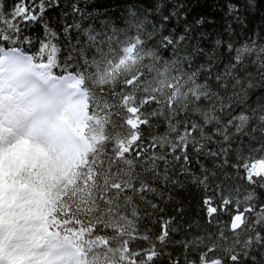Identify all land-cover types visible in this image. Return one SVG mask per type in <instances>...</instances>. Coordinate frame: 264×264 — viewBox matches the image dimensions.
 <instances>
[{"label": "snow or ice", "instance_id": "obj_1", "mask_svg": "<svg viewBox=\"0 0 264 264\" xmlns=\"http://www.w3.org/2000/svg\"><path fill=\"white\" fill-rule=\"evenodd\" d=\"M3 7L0 0V162L3 164L0 169V264H89L88 257H92L90 264H106V253L96 255L95 249L85 248L84 244L112 239L113 230L108 223L115 218L110 215L112 209L110 206L102 208L97 203L99 200L109 204V198L99 196L78 201L76 196L82 187L87 186L89 178L98 177L105 170L109 175L114 174L112 166L118 160L132 163L130 157L133 148H123L121 144L125 155L120 156L116 147L117 139L129 134L132 117L137 121L132 129L136 133L135 159L140 160L144 155L147 146L141 141L143 130L153 126V117L164 115L163 107L147 110L151 104L160 105L156 96L147 95L146 90L145 94H141L140 89L151 83L150 74L157 71L165 75L177 65L194 68L190 74H185L189 75L197 92L192 99L198 106L202 101L207 102L212 95L220 97V92L213 91L210 82L218 89H228L230 82L233 89L239 86V92L234 91L231 95L247 93L253 84L249 80L247 86H243L244 81L239 75L243 71L241 66L246 56L255 53L256 61L264 67V60H261L264 47L257 50L245 44L237 48L231 40L219 36L212 41L211 47H204L201 41L206 39V35L190 36V27L180 37L160 35V27L156 23L147 17L136 19V11L129 8L123 28L106 23L100 29L90 27L83 30L86 41L81 44L77 40L79 47L73 46V51L78 52L79 61L92 70L81 71L77 68L73 72L71 53L63 63L59 60L60 49L53 42L55 33L41 41L35 53L25 50L24 46H30L32 40L21 35V24L40 20L49 9L59 8L60 0H17L7 15ZM159 8L157 4V11ZM230 8L234 9V6L230 5ZM82 11L78 3H73L70 10L62 15L75 17L81 15ZM167 20V16L163 17L162 23ZM146 23L151 24V30L145 34ZM197 23H203V20ZM44 27L47 32V25ZM74 29L81 30L75 21L63 25V32L69 38ZM129 29L135 31L130 33ZM228 30L231 31V25ZM121 33L125 35L117 50L111 45ZM152 41L155 43L149 44ZM88 48L96 53L91 60L87 56ZM161 50L169 52L171 59H164L159 54ZM129 56L138 65L135 74L119 77L117 65H123ZM225 58L226 63L223 62ZM156 61H162V67ZM201 73L205 74L202 83L198 81ZM109 81L113 83L106 87ZM116 83H119V88ZM231 106L230 103L226 105L228 108ZM167 107L174 113L171 104ZM224 107L222 104L220 111ZM194 111L199 112V107ZM202 116L204 124L197 120L184 121V127L176 137L177 143L169 147L168 155L181 164L177 175L187 174L192 177L193 183L203 184L208 179V168L197 155L195 163L199 165L200 172L205 173L204 176H197L191 168L194 160L189 152H203L205 157L214 159L217 167L228 165L232 145L228 143L227 128L232 126V121L225 126L223 140L216 141L215 136L219 135L220 129L214 128L210 133H205L204 129L211 120H218L219 117L207 111ZM250 118L244 113L239 116L245 124ZM259 119L264 123V115ZM166 122L172 131H177L172 118H166ZM179 123L176 121L177 125ZM197 132L201 138H211L212 143H222L224 146L206 148L204 143L197 140ZM260 149H264V145ZM152 152L153 160H165L164 180L167 183L170 178L167 175V157L159 156L154 146ZM249 159L250 156L238 155L237 160L243 162L233 163L232 168L247 183L264 188V161L249 169ZM152 171L156 175L161 174L155 163ZM118 172L119 169L115 174ZM212 174L215 175L214 172ZM171 179L175 184H180L175 177ZM115 187L120 189V184L117 183ZM133 187L142 199L158 207L143 196L144 192H156L154 185L143 182ZM121 191L127 193L128 189ZM120 194H115L117 201ZM254 198V190H250L248 199ZM125 199L130 202L132 196L126 195ZM226 204H231V201L222 200L217 205L213 203V197L205 195L202 205L209 222L217 210L242 214L238 205L229 208ZM249 210L257 212L256 227L248 228L253 235L243 241V253L237 250L230 257L232 264H241V260L244 264H262L264 260V230L259 228L261 217H264V203L258 207L249 205ZM176 211L183 213L182 208ZM175 219L174 216L161 217V231L157 238L160 243H165L171 235L169 225H173ZM187 227L190 229L191 225ZM176 243H183L187 250L190 242L184 240ZM237 243L241 241L237 240ZM214 251L215 244H212L200 254L203 264H213V261L219 260L218 257L209 258ZM256 252H259V256ZM134 255L140 258L137 264H153L162 255L169 256L170 264H181L180 257L172 259L170 253L158 251L155 245L150 251L137 249ZM220 264L224 262L221 260Z\"/></svg>", "mask_w": 264, "mask_h": 264}, {"label": "trees", "instance_id": "obj_2", "mask_svg": "<svg viewBox=\"0 0 264 264\" xmlns=\"http://www.w3.org/2000/svg\"><path fill=\"white\" fill-rule=\"evenodd\" d=\"M2 3L4 5L3 12L7 15L11 13L17 0H2ZM73 3H78L83 10L82 14L75 17L62 15L70 10V5ZM157 4L160 5L158 11ZM230 5L234 6V9L230 8ZM129 8L136 11V19L143 20L147 17L152 23H156L160 27V35L180 37L190 27L192 29L190 36L206 35V39L201 41L204 47H211L212 41L217 36L224 40H231L234 47L237 48L245 44L254 46L257 50L264 47V0H60V7L49 9L40 20L35 23L21 24V35L32 40L30 46H24L25 50L30 53L37 52L40 42L55 33L53 42L60 49V62L63 63L71 53L73 61L70 63L73 64V72L77 68L81 71H91L92 69L79 61L78 52L73 51V46L79 47L76 44L77 40L81 44L86 41L83 30L90 27L100 29L108 23L123 28L124 22L128 18ZM165 16L168 17V20L166 23H162V18ZM200 20H203V23L198 24L197 21ZM73 21L80 25L81 30L74 29L71 38H69L63 32V25ZM44 25H47V32ZM229 25H231V31L228 30ZM149 30H151V24L146 23L145 34ZM134 31L135 29H129L130 33ZM124 35L121 33L116 40L112 41L111 46L118 50ZM151 43H155V41L149 42V44ZM159 54L164 56V59H171L170 53L165 50H161ZM94 55H96L94 49L88 48L89 60ZM261 60H264V55L261 56ZM223 62L226 63L227 59L225 58ZM156 64L162 67V61H156ZM244 65L247 66L244 67ZM244 65L241 66L243 71L239 73L241 80L244 81L243 86L246 87L249 80L253 84L247 93L231 95L234 91L239 92V86L233 89L230 82L228 89H218L214 83L210 82L213 91H219L220 97L223 99L212 95L207 102L202 101L198 106L192 99L197 92L193 88L189 75L185 74H190L194 68H189L187 65L181 68L177 65L165 75H161L157 71L150 74L151 83L145 84L143 89H140L141 94H145L146 90L147 95L156 96L161 102L160 105L151 104L147 110L163 107L164 115L153 117V126L143 130L144 135L141 137V141L147 146V150L140 160L135 159L136 133L132 129L135 128L137 121L135 117H132L129 134L117 139L116 142L120 156L125 155L121 144L123 148H133L130 157L132 163L120 159L112 166L114 174L109 175L105 170L100 176L89 178L87 186L80 189L76 196L78 201L81 198L87 201L99 196L109 198V204H104L99 200L97 203L102 208L110 206L112 209L110 215L115 217L108 221L109 227L113 230L112 239L95 240L92 244L85 243V248L95 249L96 255L106 253V264H137L140 258L134 255L136 250L150 251L153 245L160 252L170 253L172 259L180 257L181 264H193V262L203 264L200 254L212 244H215V251L210 254L209 258H219V260L213 261V264H220L221 260L224 264H232L230 257L237 250L241 253L244 252L243 241L253 235L248 231V228L256 227L255 220L257 219V212L249 210V205L258 207L264 203V188L259 187L258 184L247 183L232 168L233 163L243 162L237 160L238 155L250 156L249 169H254L264 161V149H260V146L264 145V123L259 119L261 115H264V75H262L264 67H261L260 63L256 61L255 53L245 57ZM137 66L133 63L127 71L118 68V76L135 74ZM204 76L205 74L201 73L198 81L202 83ZM176 82L185 84V89L178 94H176V88L171 85ZM112 83L109 81L106 87H110ZM116 87H120L119 83H116ZM133 87H138V85H133ZM229 103L232 105L231 108L226 107ZM169 104L173 106L174 113L168 110ZM222 104L225 107L223 111H220ZM196 107H199V112L194 111ZM206 111L219 117L218 120H211L204 129L205 133H210L214 128L220 129L219 135L215 136L216 141L223 140L225 126L228 121H232V126L227 128L228 143L232 145V149L228 154V165L222 167H217L214 159L205 157L203 152L199 154L189 152L190 157L194 160L191 168L197 176L205 175L200 172L199 165L195 163L197 155L208 168L207 182L193 183L191 176L177 175L181 164L175 162L168 152L169 147L177 143L176 137L179 135V130L184 127V121L197 120L200 124H204L202 113ZM241 113L251 117L246 124L239 119ZM169 117L172 118V124L177 128V131H172L168 127L166 118ZM209 118L211 119V115ZM176 121L180 123L177 125ZM253 129L255 130L253 131ZM196 138L199 142L204 143L206 148L224 146L222 143L219 145L212 143L211 138H201L199 132L196 133ZM153 146L155 152L159 156L167 157L169 162L167 175L170 178L167 183L164 180L165 160H153ZM257 149L260 150L257 151ZM154 163L158 165L160 175H156L152 171ZM118 169V174H115ZM213 172L215 175L212 174ZM171 177L179 180L180 184H175ZM143 182L155 186L156 192H144L143 196L148 201H153L158 207H153L151 203L142 199L140 194L135 193L133 186L138 187ZM117 183L120 184V189L115 187ZM124 188L128 189L127 193L121 191ZM250 190H254L256 197L252 200L248 199ZM117 192H121L118 201L115 198ZM169 194L171 199H169ZM126 195L132 196L130 202H126ZM205 195L213 197V203L217 205L222 200L231 201V204H226L229 208L238 205L243 215L241 228L239 230L232 228V219L237 214L230 211L217 210L209 222V217L205 214L202 205ZM178 208L183 209L182 214L177 213ZM209 211L211 212V209ZM168 216L176 217L175 223L169 225L171 235L166 238V242L160 243L157 238L161 231V217ZM261 220L259 228L264 230V217H261ZM188 225H191L190 229L187 227ZM177 228L179 231H175ZM184 240L190 242L187 250L183 243H176V241ZM237 240L241 243H237ZM185 251H187V260H185ZM255 254L259 256V252ZM100 258L103 259V257ZM82 259L84 258L82 257ZM87 259L90 264L92 257ZM153 264H170L169 256L162 255ZM241 264H244L243 260H241ZM262 264H264V260H262Z\"/></svg>", "mask_w": 264, "mask_h": 264}, {"label": "rangeland", "instance_id": "obj_3", "mask_svg": "<svg viewBox=\"0 0 264 264\" xmlns=\"http://www.w3.org/2000/svg\"><path fill=\"white\" fill-rule=\"evenodd\" d=\"M132 64H133V60L129 56L128 58H126L125 63L123 65H119V64L117 65V69L120 68V69H123V70L127 71V70H129L131 68ZM171 85L174 86V88H176V92H177V93L175 92L176 94H178V92H181L182 90L185 89V84L182 85L179 82H176L174 84L172 83ZM2 167H3V164H2V162H0V169H2Z\"/></svg>", "mask_w": 264, "mask_h": 264}, {"label": "water", "instance_id": "obj_4", "mask_svg": "<svg viewBox=\"0 0 264 264\" xmlns=\"http://www.w3.org/2000/svg\"><path fill=\"white\" fill-rule=\"evenodd\" d=\"M243 224V215H235L232 219V228L234 230H239Z\"/></svg>", "mask_w": 264, "mask_h": 264}]
</instances>
